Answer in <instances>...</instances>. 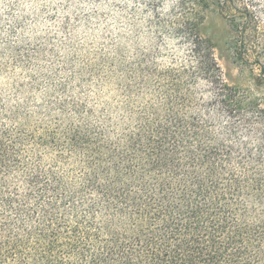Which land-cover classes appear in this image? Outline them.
Returning a JSON list of instances; mask_svg holds the SVG:
<instances>
[{"label":"trees","instance_id":"1","mask_svg":"<svg viewBox=\"0 0 264 264\" xmlns=\"http://www.w3.org/2000/svg\"><path fill=\"white\" fill-rule=\"evenodd\" d=\"M178 6L166 66L102 53L0 93V264H264V104L226 82L205 0ZM254 6L225 0L244 37Z\"/></svg>","mask_w":264,"mask_h":264},{"label":"rangeland","instance_id":"2","mask_svg":"<svg viewBox=\"0 0 264 264\" xmlns=\"http://www.w3.org/2000/svg\"><path fill=\"white\" fill-rule=\"evenodd\" d=\"M253 1L257 30L250 35L233 27L225 0H205L201 32L226 82L264 104V0ZM177 7L178 0H0V93L11 94L33 75L65 79L71 64L94 68L103 64L102 53L107 70L151 49L166 66L184 50L165 27Z\"/></svg>","mask_w":264,"mask_h":264}]
</instances>
